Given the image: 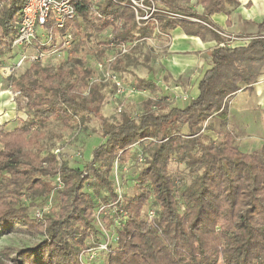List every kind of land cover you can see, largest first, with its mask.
I'll return each instance as SVG.
<instances>
[{
    "label": "trees",
    "instance_id": "1",
    "mask_svg": "<svg viewBox=\"0 0 264 264\" xmlns=\"http://www.w3.org/2000/svg\"><path fill=\"white\" fill-rule=\"evenodd\" d=\"M93 1L81 0L75 19L66 29L55 30L72 33L73 48L67 49L65 63L31 64L21 76L8 78L10 88L26 101L27 119L13 131L0 132V233L42 238L33 246L6 247V260L0 258V264H81L80 251L101 241L96 215L102 206L107 227L115 219L121 221L115 229L119 239L103 255L102 264H264V147L244 153L232 133L220 132L217 140L207 134L213 116L226 117L228 98L241 89L252 91L258 83L260 73L238 65H264V34L231 47L218 33L223 31L212 17L226 14L231 26L230 16L240 0H195L194 6L191 0H153L159 7L156 21L143 27L130 0H97L99 15L92 11ZM25 4L26 0H0V54L13 53ZM197 7L204 9L202 14ZM178 27L189 36L218 43L210 53L212 68L199 82V95L183 109L162 98L145 101L137 116L126 112L120 120H109L103 113L107 95L87 58L100 62L112 48L169 35ZM260 27L264 29V22ZM105 31L112 37L93 45L91 39ZM124 61L119 57L112 68L127 72ZM134 87L158 91L156 82L145 78L137 77ZM52 120L68 130L79 121H98L104 142L83 167L58 163L65 155L43 156L39 132ZM135 145H142L147 156L133 194H124L114 211L115 163L128 164ZM173 162L185 165L192 176L183 189L172 174ZM57 175L64 183L58 205L42 219H32L21 196L50 197L55 186L48 179ZM146 206L154 211L153 218L145 214Z\"/></svg>",
    "mask_w": 264,
    "mask_h": 264
},
{
    "label": "rangeland",
    "instance_id": "2",
    "mask_svg": "<svg viewBox=\"0 0 264 264\" xmlns=\"http://www.w3.org/2000/svg\"><path fill=\"white\" fill-rule=\"evenodd\" d=\"M190 4L194 6L195 0H191ZM178 19L180 20V18ZM84 31L87 32V30ZM223 34L240 38L239 36L230 35L224 31ZM109 37V32L105 31L99 33L97 38H92L91 43L96 45L97 42H105L109 40ZM225 39L227 40L226 43H232L230 39ZM170 44L171 37L169 35H156L152 38L139 41L134 44V50L124 56V63L127 72L120 73L113 69L116 73H118L125 86L122 93L118 92L117 87L111 81H105L102 77V73L94 68L96 65L95 58L92 56L87 58L89 68L93 70L94 79L100 82L107 95L103 113L109 120H120L126 112H129V114L131 113L133 116L141 114L145 101H157L162 98H166L173 104L177 100H183L187 103L192 100L193 97L189 96L191 90L188 88L194 85L195 77L193 80L189 74H186L178 80H174L170 73V75H167L168 72L165 71L161 64V60L164 55L167 54ZM245 44L246 43H243L242 45ZM71 48H73V46ZM48 49L49 51H53L50 50L51 47H48ZM18 53L20 54L19 50L14 51V53L10 50L0 54V132L13 131L15 128L22 125L23 120L27 119V115L24 111L26 101L20 98L19 95L10 88L7 82L10 76L9 66H11L19 57L21 58ZM29 53H32V51ZM68 54L67 49L59 47L57 48V53L51 55L38 64H42V66L45 67H56L67 61ZM30 66L31 65H27L25 68L20 69L14 76H21ZM238 67L245 70L251 69L260 73V76H264V65L257 64L255 66H251L247 62H241ZM137 77L154 80L159 86L158 91L156 93H152L149 90H137L134 87ZM178 85L183 89L185 88V92H188V94L179 92L180 90ZM233 96L234 94L231 97ZM231 97L228 98L227 104H229ZM39 132L43 136L41 140L44 148L43 156L47 153L65 155V158H60L58 163L65 162L73 168L83 167L85 163L92 159L93 151L104 142L101 134V126L98 121L91 124L79 121L72 130H68L64 127L61 121L52 120L44 124L40 128ZM217 143H219V141H217ZM143 149L142 145L133 146L132 160L126 165L119 164L117 169L114 168L111 179H114V176L116 175L115 177L118 179L117 185L119 184L120 186L118 189L123 195L133 194V185L135 184L136 178L144 163L140 162L139 158L140 156H143L144 158L145 155L147 156L146 151ZM58 150L59 153H56ZM170 167L172 174L181 180L179 183L180 189H183L191 182L192 176L189 174V170L185 168V165L173 162ZM48 181L55 186V178L48 179ZM106 195L107 192L104 191L103 196ZM57 198L58 192L54 190V193L48 198L38 197L34 200L23 195L21 196L20 202L23 207L28 209L30 217L34 219L37 211L49 208L48 206H57ZM150 207H153L151 202ZM150 207H145V214L151 210ZM180 209L183 210L184 207L181 206ZM41 238L42 236L39 235L22 232L0 233V258L6 260L2 254V251L6 247L17 248L33 246Z\"/></svg>",
    "mask_w": 264,
    "mask_h": 264
},
{
    "label": "built area",
    "instance_id": "3",
    "mask_svg": "<svg viewBox=\"0 0 264 264\" xmlns=\"http://www.w3.org/2000/svg\"><path fill=\"white\" fill-rule=\"evenodd\" d=\"M81 0H26L23 8V15L17 26V35L12 43L13 53H18L19 57L15 62L9 66V74H15L20 69L25 68L27 65L36 64L44 61L51 55L57 53V48L62 46L65 49H70L73 43L71 30L64 34H56L55 30L66 29L68 23L75 19L77 16V4ZM132 9L136 14V21L140 27L150 21H156V14L159 12L153 0H130ZM92 11L98 14L97 0L92 3ZM170 17L183 19L184 17L178 14H170ZM225 38L230 39L232 42L248 43L251 38H235L234 36H227L223 32H218ZM110 37H112L110 35ZM247 41V42H245ZM53 42H56L53 45ZM59 45V46H58ZM58 46V47H57ZM48 47L53 50L49 51ZM134 47L133 44H121L109 50L106 56L100 62H96L94 68L102 73L105 81H111L118 89L119 93L124 91V84L116 73L112 65L115 61L122 56H125ZM47 48V49H42ZM32 53H29L31 52ZM109 54V55H108ZM17 58V57H16ZM18 94V93H17ZM19 95V94H18ZM59 153V150L56 152ZM81 158V156H80ZM140 162H144L145 158L140 156ZM119 166L118 160L115 163V169ZM116 176V175H115ZM114 176L113 184L115 192L118 195V200L111 204V207L116 209L117 203L122 200L123 194L118 189L117 178ZM55 178V191L58 192L64 187V183L60 175ZM117 185V187H116ZM42 211H37L35 218L42 219L45 215L50 214L52 206H48ZM104 207H100L96 215V223L98 230L102 233V238L99 243L88 245L79 253L78 259L81 264H102L103 255L108 253L117 243L118 235L115 231L120 227L121 221L115 219L114 223L107 227L103 221L102 211ZM123 216L126 215L122 210L120 211ZM149 218H153L155 213L153 210L147 212Z\"/></svg>",
    "mask_w": 264,
    "mask_h": 264
},
{
    "label": "crops",
    "instance_id": "4",
    "mask_svg": "<svg viewBox=\"0 0 264 264\" xmlns=\"http://www.w3.org/2000/svg\"><path fill=\"white\" fill-rule=\"evenodd\" d=\"M196 10L201 14L204 11L202 7H197ZM212 20L222 31L241 38L264 34V29L260 27L264 22V0H240V6L234 9L230 16L231 26L227 25L226 14H216ZM169 36L171 44L161 64L168 72L167 75L171 74L174 80L186 74H189L193 80L195 77L196 82L194 80V85L188 89L191 90L189 96L196 98L199 95V82L212 68L210 53L218 47V43L210 37L202 40L199 37L189 36L180 27L172 31ZM227 43L231 47L244 46L242 42ZM178 88L179 92L188 94L185 88L179 85ZM187 105L188 103L183 100H177L172 104L173 107L182 109ZM208 126L207 134L214 140L219 139L220 132L232 133L236 145L244 153L262 149L264 147V76H260L252 91L241 89L236 92L228 104L226 117L213 116Z\"/></svg>",
    "mask_w": 264,
    "mask_h": 264
}]
</instances>
